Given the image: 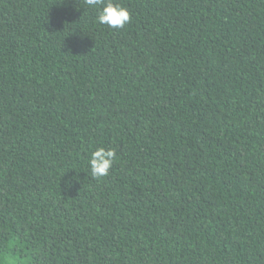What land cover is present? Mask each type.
I'll use <instances>...</instances> for the list:
<instances>
[{"label":"trees","instance_id":"obj_1","mask_svg":"<svg viewBox=\"0 0 264 264\" xmlns=\"http://www.w3.org/2000/svg\"><path fill=\"white\" fill-rule=\"evenodd\" d=\"M113 2L0 0V264H264V0Z\"/></svg>","mask_w":264,"mask_h":264},{"label":"clouds","instance_id":"obj_2","mask_svg":"<svg viewBox=\"0 0 264 264\" xmlns=\"http://www.w3.org/2000/svg\"><path fill=\"white\" fill-rule=\"evenodd\" d=\"M86 3L98 10L96 22L106 25L110 29L118 30L124 28L131 21V13L126 7L113 0H86ZM101 5H103L101 7ZM117 159L116 150L113 148L96 147L91 151L88 165L91 175L96 178H102L109 174L114 161ZM69 186L71 181L68 182Z\"/></svg>","mask_w":264,"mask_h":264}]
</instances>
